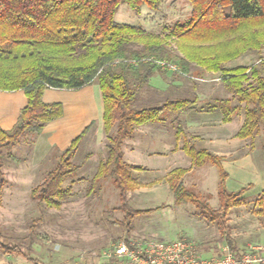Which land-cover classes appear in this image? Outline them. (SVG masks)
<instances>
[{
  "label": "trees",
  "instance_id": "trees-1",
  "mask_svg": "<svg viewBox=\"0 0 264 264\" xmlns=\"http://www.w3.org/2000/svg\"><path fill=\"white\" fill-rule=\"evenodd\" d=\"M163 1L0 0V91H23L26 97V107L15 126L10 131L0 129V206L5 185L3 162L9 156L4 152L24 135H38L62 116L60 104L43 103L48 88L76 91L91 84L98 86L106 159L99 163L93 180H111L129 228L134 216L150 211H129L126 207V195L135 185L132 172L143 169L124 162V142L133 137L135 129L160 122L166 114L179 116L193 105L192 99L182 97L171 86L173 95L167 91L163 102L134 108L141 91L151 93L150 78L162 69L169 71L157 62L174 63L175 75H188L195 69L220 72L230 95L217 104L222 121L230 122L241 113L243 123L236 138L250 140L258 134L264 138V57L260 56L251 67H225L239 57L264 50V0H186L191 6L189 19L175 23L160 35L114 20L121 4L136 13L143 6L157 12ZM169 44H174V51ZM87 131L62 152L59 164L32 190V198L45 207L59 208L66 198L68 191L62 185L77 170L70 161ZM182 151L194 168L206 164L216 167L219 210H212L181 184H169L173 198L177 204L196 205L209 222L228 230L226 216L243 202L242 192L226 190L227 174L220 158L185 141ZM188 171L174 169L172 174L178 178ZM257 202L264 214V191ZM224 236L232 252V240L228 233Z\"/></svg>",
  "mask_w": 264,
  "mask_h": 264
},
{
  "label": "rangeland",
  "instance_id": "rangeland-1",
  "mask_svg": "<svg viewBox=\"0 0 264 264\" xmlns=\"http://www.w3.org/2000/svg\"><path fill=\"white\" fill-rule=\"evenodd\" d=\"M190 12L191 6L186 0H164L157 12L143 6L136 13L127 5L121 4L114 20L160 35L175 23L186 22ZM168 48L174 51V44H169ZM262 54L264 50L246 54L227 63L225 67H251L246 65L258 61ZM165 71L162 69V73L150 78L151 93L141 91L133 104L134 108H145L163 102L168 97L167 91L173 95L170 88L167 91L162 89L167 79H179L190 88L191 83H194L216 98L225 95L226 89L220 72L195 69L188 75H175L172 70ZM189 77H193V80L189 81ZM153 86L161 90L158 91ZM209 109L211 108L207 106L200 111L184 114L180 122L172 120L175 115L166 114L160 122L145 126L149 131L147 134L136 136L135 139L141 140L142 149L146 147L161 151L166 150L169 144L170 154L163 159H149L143 154L132 161L125 159L128 164L142 166L143 169L132 172L135 185L126 195V207L129 211H150L134 216L130 228L124 219L119 193L111 180H93L99 163L106 159L104 132L102 137L93 129L87 131L80 140L70 161L77 170L62 185V189L68 191L67 196L60 202L59 208L51 209L32 198L31 192L59 164L62 153L50 151L41 156V150L36 152V156L35 152L32 153L36 135L26 134L21 137L8 152H4L9 156L3 162L5 185L0 206V244L5 247H0V264H99L102 252L108 248L121 242L142 239L164 243L185 239L194 246L200 258L215 259L222 255L225 248L230 251L227 236H224L227 233L232 240L233 253L230 252L235 257L261 253L259 249L264 248V214L260 213L257 197L243 200L239 206L230 210L226 216V230L209 222L200 214L196 205L177 204L170 190V183L181 184L212 210H219V177L216 167L206 164L203 168H194L191 164L193 172L187 175L190 171L187 169L190 159L182 152L172 154V149L181 147L184 141L197 149L206 146L200 139L206 129L200 125L208 121L216 123L219 118L217 111ZM186 116L187 120L184 118ZM238 116L243 119L241 113ZM189 120L200 125L186 128L184 121L186 123ZM229 127L233 132L238 130L237 118ZM149 134H153L155 140ZM154 141H158L157 144ZM130 143L127 142L125 153ZM234 143V160L242 157L244 165L263 167V160L260 159L264 153L262 134L241 142L234 138ZM246 154L249 157L245 159L243 156ZM157 165L158 168H153ZM174 169L189 171L177 178L172 174ZM235 169V174L242 172L239 168Z\"/></svg>",
  "mask_w": 264,
  "mask_h": 264
},
{
  "label": "crops",
  "instance_id": "crops-1",
  "mask_svg": "<svg viewBox=\"0 0 264 264\" xmlns=\"http://www.w3.org/2000/svg\"><path fill=\"white\" fill-rule=\"evenodd\" d=\"M262 56L264 57V54H262ZM257 63L258 61L246 66L256 65ZM192 78H189V81L193 80ZM191 84L192 88H190V86L187 87L184 82L179 81V79H176L174 81H170L169 79H167V81H164L162 89L167 91V89L172 86L177 89L178 93L182 97H190L193 100L191 109L183 112L179 116H174V118L172 119L173 121L177 120L178 122H180L184 114L188 115L191 112L197 110L200 111L202 107L206 108L207 106H209V108H211L209 109V111H217L218 102L230 97V95H228L227 92L224 91L225 95H223L221 98H216L209 91L203 88H198L194 83ZM153 88L158 91L161 90V88L159 87L153 86ZM42 101L44 104L48 105L55 103L60 104L62 107V116L59 119L48 123L43 128L41 133L36 135L35 139L33 140V154L34 152L36 153L41 150L43 151V154H41V156H45L50 151L62 153L67 150L70 147L71 143L86 129H88V131L95 129L97 135L100 134V136L104 137L102 122L103 104L100 90L96 84H91L76 91L56 90L48 88L43 93ZM25 107L26 97L23 91H0V129L3 131H10L15 126L20 112ZM217 113L219 114V118L217 119L218 122L216 123L211 124L208 121L205 123H201L200 125L195 121L189 120V123H185L184 121V125H186V128H195L200 125L203 129H206V131H203L204 135L200 137V139L202 140L201 143L206 146L201 149H206L221 159V166L227 174L225 187L228 192L238 193L241 191L242 194L240 196V199L242 200L257 197L264 191V153L263 155H261L262 158H260L261 160H263V167L259 168L254 167L253 164H251L250 166H248V164L244 165V163L242 162V157H240L238 160H234V138H236L235 135L240 129L243 123V119L241 118L242 122H240L241 119L238 118L239 116L237 114L231 118L230 122L224 123L222 121L221 114L218 111ZM187 117L188 116L184 118H186L187 120ZM235 118H237L238 120L239 128L236 132H233V130H230L229 126H232ZM144 127L145 126H141L135 129L133 137L124 142V145L122 147V155L123 160L126 164L128 163L125 161V159H128V161H132L135 160V157L141 156L140 154L147 156V158L149 159H163L164 156L170 154L169 144H167L166 150L161 151H153V149H148L146 147L142 149L141 140H137L135 138L136 136H140L139 134L143 135L144 133L147 134L149 132L146 127V129L144 130ZM149 135L152 139H154L153 134ZM128 141L131 143L130 147L127 149V153H125V149L127 148L126 144ZM241 141L244 140H240V142ZM157 142L158 141H156L155 143L157 144ZM182 146L173 148L172 154H177L180 152L184 154V152L182 151ZM36 156H38L37 153ZM243 157H245L246 159L249 157V155L246 154ZM128 165L140 168L142 167L131 164ZM190 167L191 161L189 163V168H187L190 169L187 175L193 172V169H191ZM153 168H158V165L153 166ZM235 168L241 169L242 172L238 171L237 174H235V172L237 171ZM260 250V256L264 257V248H260Z\"/></svg>",
  "mask_w": 264,
  "mask_h": 264
},
{
  "label": "built area",
  "instance_id": "built-area-1",
  "mask_svg": "<svg viewBox=\"0 0 264 264\" xmlns=\"http://www.w3.org/2000/svg\"><path fill=\"white\" fill-rule=\"evenodd\" d=\"M157 64L169 71H177L175 65L165 62ZM99 264H264V257L247 253L237 258L225 248L218 258L202 259L185 239L167 243L142 239L121 242L108 248L102 252Z\"/></svg>",
  "mask_w": 264,
  "mask_h": 264
}]
</instances>
